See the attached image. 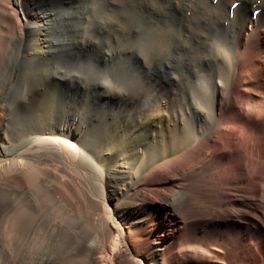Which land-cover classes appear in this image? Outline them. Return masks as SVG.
Instances as JSON below:
<instances>
[{
    "label": "bare ground",
    "instance_id": "6f19581e",
    "mask_svg": "<svg viewBox=\"0 0 264 264\" xmlns=\"http://www.w3.org/2000/svg\"><path fill=\"white\" fill-rule=\"evenodd\" d=\"M54 4L0 0V264H264V15L242 19L238 62L206 72L195 102L105 100L100 127L48 128L50 102L43 122L31 87L74 42ZM195 4L186 24L211 14ZM170 40L147 54L158 70L173 66ZM118 82L108 89L137 88Z\"/></svg>",
    "mask_w": 264,
    "mask_h": 264
},
{
    "label": "rangeland",
    "instance_id": "374dc122",
    "mask_svg": "<svg viewBox=\"0 0 264 264\" xmlns=\"http://www.w3.org/2000/svg\"><path fill=\"white\" fill-rule=\"evenodd\" d=\"M31 1L36 6L44 3V0ZM196 1L201 6L207 4L211 14L198 22L186 24L195 11L193 7ZM220 1L155 0L149 3L146 0H55L52 7L70 13L69 19L63 22L68 27L64 38L74 37V42L65 53V65L55 67L51 64L45 72V77L50 76L46 86L42 90L31 87L38 101L33 105L35 114L46 122L40 110L49 101L53 117L47 120L48 128H56L64 117L75 116L100 127V106L105 100L109 107L123 100L136 102L145 99L151 104L160 101L157 94H162L166 106L168 101L170 103L174 99L182 104L195 102L200 90L206 86H203L205 74L215 73L217 66L226 60L229 65L238 62L237 47L247 40L246 31L240 27L242 19L253 16L257 21L264 15L257 1L252 6L250 3L230 0L226 7L223 6L222 13L223 3ZM158 6L163 7L162 10ZM164 7L170 9L165 10ZM163 36L171 37L170 44L175 49L171 51L173 66H166L167 70L161 71L157 67L160 59L154 60L147 54H157V46ZM16 50L14 47V52ZM224 54L231 59L225 58ZM121 74H125V78L128 74L132 76L137 85L134 93L129 94L120 89L124 93L119 94L108 89L112 84L116 90H119L118 86H124V83L118 82V75ZM175 113L180 115L178 110ZM22 132L23 138L30 135L28 129L23 128ZM140 149L149 152L147 147ZM0 201L2 215L3 195H0Z\"/></svg>",
    "mask_w": 264,
    "mask_h": 264
}]
</instances>
